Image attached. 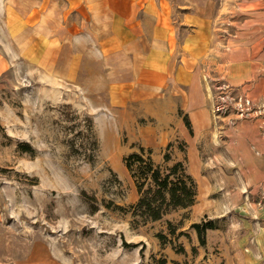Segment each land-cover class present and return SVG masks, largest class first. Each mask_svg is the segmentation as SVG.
I'll list each match as a JSON object with an SVG mask.
<instances>
[{
  "label": "crops",
  "instance_id": "0c3cea01",
  "mask_svg": "<svg viewBox=\"0 0 264 264\" xmlns=\"http://www.w3.org/2000/svg\"><path fill=\"white\" fill-rule=\"evenodd\" d=\"M178 1L20 0L9 18L17 26L0 40V78L19 59L53 90L79 84L112 114V153L124 150L121 132L153 159L173 139L184 141L198 184L191 223L228 218L226 230L208 232L217 262L264 264V23L244 22L242 39L232 32L221 50L211 25L199 23L197 2ZM216 79L248 97L249 111L215 120Z\"/></svg>",
  "mask_w": 264,
  "mask_h": 264
},
{
  "label": "rangeland",
  "instance_id": "374dc122",
  "mask_svg": "<svg viewBox=\"0 0 264 264\" xmlns=\"http://www.w3.org/2000/svg\"><path fill=\"white\" fill-rule=\"evenodd\" d=\"M178 2H197L199 23L211 25L221 50L232 32L236 41L242 39L238 33L244 22L264 23L262 0ZM19 4L0 0L1 41L8 38L10 23L17 26L9 18ZM15 61L0 78L5 82L0 88V264H245L217 262L220 252L208 245L211 230L202 247L191 228V211L183 225L187 213L178 211L133 228L129 209L139 194L123 159L137 151L139 143L121 132L125 151L112 153L116 149L105 121L112 116L108 108L93 106L79 84L53 90L37 80L33 64L24 67ZM210 83L213 93L214 86L229 85L223 79ZM233 97H243L238 88ZM91 121L98 151L89 131ZM171 142L169 165L184 156L179 139ZM160 155L156 152L154 159L162 158L166 168ZM168 221L177 229L174 235ZM217 225L226 230L229 219Z\"/></svg>",
  "mask_w": 264,
  "mask_h": 264
},
{
  "label": "trees",
  "instance_id": "16d2710c",
  "mask_svg": "<svg viewBox=\"0 0 264 264\" xmlns=\"http://www.w3.org/2000/svg\"><path fill=\"white\" fill-rule=\"evenodd\" d=\"M180 114L182 115V112ZM183 119L190 132L193 133L189 118L185 115ZM89 131L93 139L94 149L98 151L100 142L96 137L93 121L90 123ZM179 141V149L184 154L183 159L172 165L168 164L172 159L170 151L174 146L173 142H170L163 157V163L168 165L166 168L163 167V164L154 161L151 149L139 144L134 146L137 151L124 157L125 167L129 171L139 194L138 201L129 209L132 215L131 225L133 228H138L140 225H146L149 222L161 221L165 216L178 211L187 213L181 220V225H183L184 220L189 219L188 213L197 202L198 184L189 172L186 143L182 140ZM111 205L109 203L107 207H111ZM116 207L123 209L120 206ZM219 221L204 218L202 222L191 225V228L196 231L202 247L206 246L207 243V231L219 229L217 225ZM168 227L170 233L174 235L177 229L171 221H168ZM173 264L179 263L174 262Z\"/></svg>",
  "mask_w": 264,
  "mask_h": 264
},
{
  "label": "built area",
  "instance_id": "2783aa9c",
  "mask_svg": "<svg viewBox=\"0 0 264 264\" xmlns=\"http://www.w3.org/2000/svg\"><path fill=\"white\" fill-rule=\"evenodd\" d=\"M215 93L212 96V114L215 120L225 116L232 111L244 113L249 111L252 103L246 96L238 100L233 97L234 88L231 86H214Z\"/></svg>",
  "mask_w": 264,
  "mask_h": 264
}]
</instances>
